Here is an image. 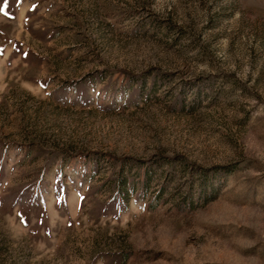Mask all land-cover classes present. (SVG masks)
Returning <instances> with one entry per match:
<instances>
[{
	"label": "rangeland",
	"instance_id": "374dc122",
	"mask_svg": "<svg viewBox=\"0 0 264 264\" xmlns=\"http://www.w3.org/2000/svg\"><path fill=\"white\" fill-rule=\"evenodd\" d=\"M0 264H264V0H0Z\"/></svg>",
	"mask_w": 264,
	"mask_h": 264
}]
</instances>
